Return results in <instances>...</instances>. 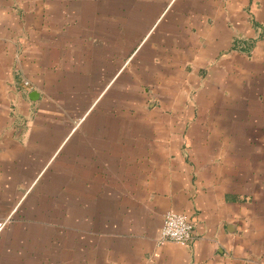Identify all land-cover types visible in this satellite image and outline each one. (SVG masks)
<instances>
[{"label":"crops","instance_id":"0c3cea01","mask_svg":"<svg viewBox=\"0 0 264 264\" xmlns=\"http://www.w3.org/2000/svg\"><path fill=\"white\" fill-rule=\"evenodd\" d=\"M165 74L226 90L219 147L189 97L168 145L133 144L117 111ZM263 199L264 0H0V264H245Z\"/></svg>","mask_w":264,"mask_h":264},{"label":"rangeland","instance_id":"374dc122","mask_svg":"<svg viewBox=\"0 0 264 264\" xmlns=\"http://www.w3.org/2000/svg\"><path fill=\"white\" fill-rule=\"evenodd\" d=\"M143 76V75H142ZM206 74L199 75V81H204ZM182 78V77H181ZM171 75H164V82H147L144 85L146 88L141 90H132L131 99L132 105L126 107L124 111L118 109L117 113L126 112L132 114V121L129 127V122L125 123L124 129L131 130L133 144L139 142L140 137L142 141L148 143L149 153L152 151L155 153V147L160 146V142L164 146L168 145L171 138L167 137V134L171 131H176L180 129H185L183 123L179 120L185 115L193 111L189 110L192 106L188 99H199V103L194 106V112L196 116L202 114H208L212 116L211 122H206V127L209 131L211 129V140L214 147H219V138L215 134L216 130H219L220 121L219 115L224 110V105L222 101L226 97L225 89L217 87L210 91L204 96L202 88H196L189 90L191 93L188 95V87L186 84L187 79H183L179 84L172 83L170 81ZM198 81V80H197ZM29 86V85H28ZM203 87V86H201ZM233 94V92H232ZM188 98L184 100L185 98ZM210 99H212L211 102ZM138 101V103H136ZM206 104V106H205ZM197 129H204V122L198 123ZM123 126L121 127V129ZM117 129H119V122L117 123ZM162 136V137H160ZM203 140V139H202ZM158 143V146L156 145ZM155 155V154H152ZM150 158V157H149ZM264 203V199L262 200ZM264 212H262L263 214ZM264 215V214H263ZM260 217L261 233L259 234V240L257 242L258 249L253 250L256 256H245V264H264V216ZM9 224L12 219H8Z\"/></svg>","mask_w":264,"mask_h":264},{"label":"built area","instance_id":"2783aa9c","mask_svg":"<svg viewBox=\"0 0 264 264\" xmlns=\"http://www.w3.org/2000/svg\"><path fill=\"white\" fill-rule=\"evenodd\" d=\"M28 86L29 83H26ZM5 224H0V228ZM193 224L189 217L175 212H168L164 215L160 237V243H175L180 246H187L193 239Z\"/></svg>","mask_w":264,"mask_h":264}]
</instances>
